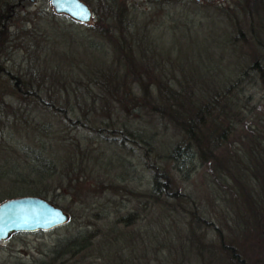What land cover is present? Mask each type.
Listing matches in <instances>:
<instances>
[{
  "label": "trees",
  "instance_id": "obj_1",
  "mask_svg": "<svg viewBox=\"0 0 264 264\" xmlns=\"http://www.w3.org/2000/svg\"><path fill=\"white\" fill-rule=\"evenodd\" d=\"M100 1L102 14L86 22V33L77 31L85 38L86 47L101 51L97 62L85 60L87 53L84 50L78 59L65 51L61 52L69 57L66 62L51 59L56 71H61L71 62L77 64V60L84 63L83 73L88 82L70 87V91L62 84L66 95H74V102H70L67 96H44L48 89L25 75L34 67L33 62L28 66L29 57L36 56L39 61L40 54H47L49 48L45 44V28L38 22L61 14L38 11L36 21L31 20V29L27 30L24 25L31 18L26 15L28 2L0 0V99L14 94L41 111V117L34 121L35 124L22 123L23 129L18 132L21 137L18 138L20 156H13L12 170L6 171L4 180L21 184L42 183L43 186L36 189L37 194L57 204L54 193L46 197L45 186L56 173L55 160L45 151V142L51 140L52 123L46 119L49 114L57 117V121H61L68 130L84 129L102 140L117 139V145L130 143L137 146L147 174L145 195L149 198V206L162 197L192 204L193 199L181 191L170 168L177 171L185 167L184 170L190 171L196 166V159L204 163L211 180L220 182L223 193L229 196L228 203L236 205L235 216L243 220L239 224V236L253 244V240L264 233V41L258 35L263 26L264 0L236 2L245 15L248 35H243L241 20L233 7L212 5L211 15L227 18L224 28L227 31L226 63L229 70L217 84L212 81L206 83L196 75L190 81L187 77L173 80L162 69L156 71L155 65L152 66L156 61L149 55L155 41L146 30L147 27L150 29L152 19H147L143 10H138L132 3L127 4L126 0ZM159 1L174 3L176 0ZM68 19H59L60 24H81ZM17 36L20 37L18 48L23 43L29 47L26 66L21 74L4 65L6 59H13L10 52ZM232 48L240 49L235 55L237 61L233 62L228 60ZM211 67L212 70L215 68ZM41 70L44 69L37 68L38 73H42ZM252 87L260 89L257 96L256 91L250 89ZM144 114L147 118L141 125ZM24 119L27 120L26 117ZM5 136L10 137L11 133ZM86 148L89 146L81 148V152L86 153ZM119 156L113 162L119 169L121 167L119 175L122 178L129 167L123 156ZM3 166L4 163L0 162V167ZM75 187L79 189V186ZM121 187L124 186L114 188L119 190ZM84 192L88 195L85 203H88L93 190L86 188ZM187 211L197 226H212L216 240L205 243L203 235L195 234L188 236L186 245L191 248L194 245L196 249L193 250L197 252L210 249L208 252L215 255L217 262L225 258L229 263L246 264L243 246L227 240L223 231L201 216L196 207L191 205ZM136 219L137 214L133 211L116 218L129 227ZM94 237L95 233L85 226L56 238L50 246L39 250L40 255L29 258L17 256L12 260L4 258L0 259V264H74L85 261L90 255L95 259H89L85 264H136L135 259L139 257L142 264H152L160 257V253L151 248L148 256L142 252L122 254L115 261L105 262L94 246L99 240L103 243V238ZM151 243L153 241L147 246ZM249 264L256 263L251 260Z\"/></svg>",
  "mask_w": 264,
  "mask_h": 264
},
{
  "label": "rangeland",
  "instance_id": "obj_2",
  "mask_svg": "<svg viewBox=\"0 0 264 264\" xmlns=\"http://www.w3.org/2000/svg\"><path fill=\"white\" fill-rule=\"evenodd\" d=\"M26 1L28 2L25 8L26 15L31 16L24 25L28 30L31 29V20L36 21L38 11L52 12V9L48 0ZM84 1L92 11L89 21L102 14L100 0ZM126 2L129 5L132 3L138 10H143V16L147 19H152L150 29L146 28L147 35L155 41V46L152 47L153 52L149 53L150 59L156 61L152 66L155 65L153 67L156 71L162 69L163 73L172 76L173 80L187 77L190 81L191 77L196 75L206 83L212 81L217 84L218 80L227 75L228 45L227 31L224 28L227 18L224 17V20L218 15H211L213 4L233 7L241 20L243 35H248L247 21L242 9L238 8L237 0H188V2L176 0L174 3L159 0H126ZM57 14L61 15H57V18H42L38 22L40 27L45 28V44L49 48L47 54H40L39 61L36 56L29 57L31 60L28 66L33 62L34 67L32 66V70L28 69L29 72L25 75L33 82L37 80L42 87L48 89V93L44 96L52 95L54 98L67 96L70 102H74V95L72 93L66 95L62 84L64 83L70 91V87L76 85L79 87L82 83L88 82L87 76L83 73L84 63L77 60V64L71 62L72 64L63 66L61 71H56L51 59L66 62L69 59L67 53L74 59H78L81 51L84 50L87 53L85 60L97 62L101 51L86 47L85 38L77 32H87L86 22H80L81 24L76 26H63L59 19L64 21L69 19L63 13ZM183 23L185 26H181ZM178 24L180 25L177 26ZM262 24L258 35L264 41V18ZM19 41L20 37L17 36L12 42L13 49L10 57L13 59H6L4 65L21 74L26 66L29 47L28 44L23 43L21 48H18ZM61 51L67 53L63 54ZM239 51V48H232V54L228 60L237 61L235 55H238ZM211 66L215 68L212 70ZM41 67L44 70L38 73L37 68L40 70ZM92 89L95 90L93 85ZM250 89L256 91V96L260 90L257 87ZM0 103V107L3 108L0 110V162L4 163V166L0 167V197L18 193L37 194L36 189L43 186L42 183L10 182L4 180V176L7 174L6 171L12 170L13 156H20L21 147L18 138L21 137L18 132L19 129H23L22 123L28 121L29 125L35 124L34 121L41 117V111L36 105L33 106V103H26L14 94L5 95L0 99ZM25 117L27 120L24 119ZM146 118L144 114L141 125L145 124ZM46 119L50 120L52 126L51 140L45 142V151L54 158L56 170L49 183H44L47 188L46 197L54 193L55 202L66 209L70 217L65 224L48 230L15 233L0 240V259L12 260L17 256L29 258V256L40 255L39 250L50 246L56 238L86 226L95 233V239L103 238V243L99 240L94 246L103 255L105 262L115 261L122 254L125 256L142 252L148 256L153 248L160 253V257H158V263L152 260V264H233L225 258L217 262L215 255L208 252L210 250L208 248L197 252L193 250L194 245L193 248L186 245V242L189 243L188 236L195 234L203 235L202 239L205 243L216 240L212 226H197L191 220L187 209L192 205L201 216L211 221L213 226L219 227L227 240L246 249L243 253L246 264H249L251 260L256 264H264V233L253 240V244L239 236L238 228L243 220L235 216L236 205L228 203L229 196L223 193L220 182L211 180L204 163L201 164L196 159V166L190 171L184 170L185 167L177 171L170 168L181 191L189 194L193 199L192 204L191 202L177 203L170 197H162L149 206V198L145 195L147 174L137 146L130 143L117 145V139L102 140L84 129L68 130L61 121H57L59 120L57 117H50L49 114ZM10 133V137L5 136ZM23 140L27 142L26 138H22ZM59 142L63 145L61 146ZM28 143L33 145L32 141ZM86 145L89 149L86 148V153H82L81 148ZM119 155L123 156L129 167L122 174V178L119 175L121 167L119 169L113 162L120 158ZM116 174L117 177H115ZM72 178H75V181ZM119 185L124 187L116 190L114 187ZM75 186H79V189ZM86 188L93 190L88 203H85L88 195L86 192L83 193ZM130 211L137 214L136 221L130 226L133 229H128L130 228L128 225L116 220L119 215ZM105 212L107 215L103 216ZM151 241L153 243L147 246ZM89 259L95 258L90 255L85 261H77L74 264H85ZM135 261L136 264L143 262L140 257Z\"/></svg>",
  "mask_w": 264,
  "mask_h": 264
},
{
  "label": "water",
  "instance_id": "obj_3",
  "mask_svg": "<svg viewBox=\"0 0 264 264\" xmlns=\"http://www.w3.org/2000/svg\"><path fill=\"white\" fill-rule=\"evenodd\" d=\"M31 1V0H30ZM55 13H63L78 21L88 22L92 11L84 0H48ZM69 213L47 198L34 193H22L0 199V240L15 232L48 230L65 224Z\"/></svg>",
  "mask_w": 264,
  "mask_h": 264
}]
</instances>
